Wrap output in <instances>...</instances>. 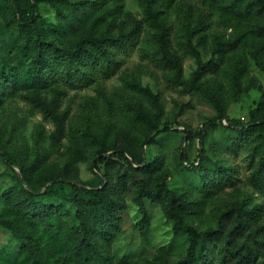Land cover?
<instances>
[{
  "label": "rangeland",
  "instance_id": "rangeland-1",
  "mask_svg": "<svg viewBox=\"0 0 264 264\" xmlns=\"http://www.w3.org/2000/svg\"><path fill=\"white\" fill-rule=\"evenodd\" d=\"M96 1L101 5V25H129L133 17L141 19L149 9L165 13L174 25L171 48L183 62L185 78L190 79L197 69L193 53L196 48L204 62L214 60L218 64L201 82L222 97L232 125L246 124L252 115L264 114V109L257 110L264 94V36L256 19L247 15L239 0ZM40 10L47 38L63 44L76 37L72 25L58 16L51 5L42 2ZM68 12L72 14L71 10ZM15 22L10 1L0 0V75L13 79V87L0 92V264H14L15 256L26 255L10 227L18 211H25L29 219L42 223L44 226L39 229L46 232L57 228L49 224L51 216L66 221L75 232L72 185H98L93 161L103 136L109 141H128L137 150L143 148L145 161L154 165L153 176L166 173L170 188L187 193L192 200L196 212L189 221L201 231L216 227L221 213L243 199L259 205L264 212V182L253 177L258 157L254 156L251 143L231 124L216 121L212 103L200 93L176 84L163 62L144 56L142 43L117 56L120 66L115 74L98 76L88 86L68 88L61 106V111L68 112L66 132L60 143H55L54 124L21 97L23 92L35 88V75L31 59L21 52L24 37ZM144 36L145 33L141 40ZM201 37L205 44L200 43ZM220 44L228 50L224 54L216 50ZM138 83L157 99L142 92ZM141 107L150 112L152 120L160 111L159 126L170 128L143 147L149 128L136 121ZM204 127L205 153L200 158L197 131ZM182 149L190 163L196 162L195 171L181 163ZM4 153L13 167L4 161ZM20 166H30L31 183L22 179ZM114 168L115 161L101 166L102 172L115 171ZM221 169L227 173L218 174ZM50 175L60 176L66 183L48 189L51 183L36 179ZM27 195H35L45 207L32 210L24 201ZM135 196L136 189L131 186L112 215L115 235L106 246L113 264H176L186 253V235L175 236L172 220L165 216L159 203L148 199V222L141 226L142 214ZM263 237L249 241L255 248L260 247ZM24 240L29 245L30 239Z\"/></svg>",
  "mask_w": 264,
  "mask_h": 264
},
{
  "label": "trees",
  "instance_id": "trees-1",
  "mask_svg": "<svg viewBox=\"0 0 264 264\" xmlns=\"http://www.w3.org/2000/svg\"><path fill=\"white\" fill-rule=\"evenodd\" d=\"M9 1L16 29L24 37L21 52L31 59L35 75V88L23 92L21 97L33 110L40 112L45 120L54 124L52 140L55 143H60L66 132L68 112L61 111V106L68 88L88 86L98 76L115 74L120 66L117 56L129 47L142 43L144 56L156 57L163 62L170 69L176 84L200 93L212 103L217 114L216 121L231 124L232 128L241 132L247 143H251L253 154L258 157L253 177L264 182V114L252 115L246 124L232 125L222 97L206 89L201 82L206 74L216 70L218 64L214 60L204 62L196 48H193V53L198 62L197 69L190 79L185 78L183 62L171 48L174 25L165 13L149 9L141 19L133 17L131 24L118 27L115 22L101 25V5L96 0ZM42 2L51 5L58 16L72 25L73 31H76L75 38L59 44L45 36L40 10ZM239 2L247 15L256 19L260 34L264 36V0ZM69 10L72 11L71 15ZM200 43L205 44L206 40L201 37ZM220 45L216 46V50L223 54L228 51L224 45ZM12 87L13 79L0 75V92ZM138 87L157 99L148 88H143L140 83ZM263 109L264 94L257 106L258 111ZM159 114L160 111L152 120L150 112L144 107L137 111L136 121L149 128L144 134L142 147L155 142L159 135L170 130L159 126ZM197 137L200 139L201 158L205 153V127L197 131ZM179 158L188 170L195 171L198 168L196 162H189L183 149ZM3 159L10 167L14 166L5 153ZM111 161H115V171L102 172V164L107 166ZM152 165L145 161L143 148L137 150L128 141L118 138L109 141L107 136H103L93 161L98 185H72V202L76 208L75 232L57 216H51L48 220L50 225H56L57 228L46 232L44 228L39 229L42 223L29 219L25 211H18L17 219L11 222L10 227L26 255L15 256L13 263L113 264L106 246L115 235L112 215L116 213L120 199H124L123 194L129 193L130 187L134 186L135 200L142 214L141 226L148 222L149 211L145 204V199H148L159 203L165 216L172 220L175 236L186 235V253L176 264H264V237L260 240V247L255 248L249 241L251 238L256 241L258 236L264 235V212L259 205H252L247 199L234 202L221 213L216 227L201 231L189 221L196 210L187 193L171 189L166 173L154 177ZM19 171L23 180L32 182L30 166H20ZM221 173H227V170H219L218 174ZM206 178L212 181L211 177ZM36 179L43 184L51 183L48 189L66 183V179L57 175ZM24 201L32 210L45 207L41 201L36 200L35 195H27ZM25 237L30 239L29 245ZM243 237H246L245 240Z\"/></svg>",
  "mask_w": 264,
  "mask_h": 264
}]
</instances>
